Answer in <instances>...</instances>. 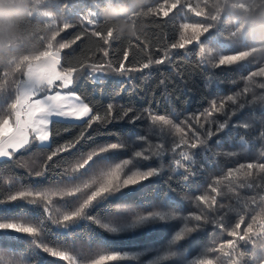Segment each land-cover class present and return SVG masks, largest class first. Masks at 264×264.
Wrapping results in <instances>:
<instances>
[{
  "label": "trees",
  "instance_id": "obj_1",
  "mask_svg": "<svg viewBox=\"0 0 264 264\" xmlns=\"http://www.w3.org/2000/svg\"><path fill=\"white\" fill-rule=\"evenodd\" d=\"M164 0H98L99 21L97 30H110L111 23L105 13L113 8H128L125 19L135 21L140 34L133 39L113 38L107 45L99 37L90 35L92 26L82 22L81 16L90 7V0H26L22 15H17V35L14 42L0 50V56L12 57L8 64H0V76L6 66L19 57L38 53L45 45L50 30L43 15L56 12V5L64 9L70 22L75 25L61 32L57 42L69 43L61 50V63H75L77 59L87 64L107 63L115 67L127 51L126 67L139 66L149 57L158 59L165 50L171 54V62L154 65L143 72L121 76L114 71H105L97 76L87 72L79 75L72 90L103 117L109 103L114 112L131 108L142 118L130 123L128 118L112 123H93L91 128L83 121L53 119V133L46 145L33 143L21 149L12 159H0V222H17L38 229L26 235L19 232L0 231V264H96L101 255L118 257L103 264H194L208 247L225 243L227 237L213 224H206L195 233L177 240V233L187 224L192 211H204L195 200L197 195L208 192V185L228 169L240 163L264 162V100H261L256 78L249 84L252 91L238 98L245 104L243 109L227 102L228 113L214 114L217 123L227 119L228 127L209 140L208 149L194 150L197 155L193 164L197 176L184 179L182 168L173 165L176 154L144 161L135 156V151L147 152L149 146L161 142L171 144L168 130H158L144 117L151 111L164 114L173 120H183L191 113H200L210 108L213 100L227 101L229 95L239 91L242 78L251 71L264 66V0H205L206 10L213 28L202 40L213 48L217 56L246 51L249 57L231 67L211 68L199 64V47L193 43L185 50L170 49V44L179 38L180 25L185 22H207L204 17H195L183 9L172 10L167 17L143 16L144 10L156 7ZM195 5L203 0H191ZM83 39L71 43L77 34L85 33ZM220 33L222 43L217 45L215 36ZM190 34V33H189ZM113 35V34H112ZM211 38V39H209ZM101 49L109 53L104 57ZM19 76V73L16 74ZM161 80L164 81L161 84ZM5 98L0 96V114H3ZM235 110L236 114L231 115ZM203 119V118H202ZM248 125V127H245ZM84 134L75 147L53 156H48L59 147L75 142ZM141 135L150 139L145 142ZM140 136V137H139ZM120 144L123 147L100 153L83 169L73 171L94 150ZM179 152V150H177ZM124 160L133 163L125 168V174L156 168L157 174L150 179L110 191L97 198L76 219L62 223L57 216L79 211L85 194L91 189L77 193L75 197H56L55 213L49 215L43 205L27 201L7 202V196L20 190L58 191L83 187L85 183L103 178V174ZM43 171L42 176H36ZM257 176L259 174L257 173ZM123 178V177H122ZM218 201L225 205L224 222L233 225L238 212L233 210L248 204V214L261 215L264 204L259 188H239L235 182L220 185ZM231 189L239 192L235 195ZM255 195L256 203L250 197ZM157 213H163L160 219ZM148 215L150 218L136 223ZM246 216L245 222H248ZM215 218H219L218 216ZM212 220L214 217L209 216ZM243 228V226H242ZM115 229V231H113ZM233 257L239 264H264V239L238 241ZM68 254V259L52 256L47 250ZM216 264H228L226 256L212 254Z\"/></svg>",
  "mask_w": 264,
  "mask_h": 264
},
{
  "label": "snow or ice",
  "instance_id": "obj_2",
  "mask_svg": "<svg viewBox=\"0 0 264 264\" xmlns=\"http://www.w3.org/2000/svg\"><path fill=\"white\" fill-rule=\"evenodd\" d=\"M203 3L204 7H201L200 3L194 5L191 0H164L158 6L144 10L143 16H159L162 13L164 17H167L172 10L180 8L185 10L186 13H192L195 17H204L207 22L182 23L180 25L179 38L170 44V49L185 50L188 46L195 43L199 47V64L207 65L211 68L231 67L238 62L245 61L249 57L246 51L217 56L214 49L202 40V37H206L213 29L209 23L210 17L206 10L205 0H203ZM68 7L69 4L67 3L62 8L57 4L54 15H50L47 9L38 14L43 15L50 30V35L44 47L36 54L19 57L17 61L6 66L7 70L0 76V96L5 98L4 111L3 114H0V158L12 159L21 149L28 148L34 142L43 144L49 141L53 133L51 126L53 125L54 117L83 121L88 128H91L93 123H112L114 120L124 118H128L130 123H135V121L142 118L140 115H136L131 108H121L114 112L112 103L107 105L105 114L102 117L89 103L85 102L81 95L72 90V85L79 75L85 72L92 75L98 72L114 71L121 76H128L132 72H143L154 65H161L166 61L171 62L172 60L170 52L165 50L158 59L149 57L139 66L126 67L124 63V61L128 60L126 51L123 59L115 67L110 61L106 64H87L81 59H77L75 63L66 60L62 64L61 50L68 48L70 45L69 43L57 42V37L60 36L61 32L75 26L64 14V9ZM98 13V0H90V7L81 16V20L92 26L91 36L99 37L107 45L114 37L110 30L103 28L97 30L96 26L100 23ZM85 34L87 32L77 34L71 43L83 39ZM139 39L137 38V40ZM215 40L217 45L223 42L220 33L216 34ZM101 51L104 57L109 55L106 49H101ZM17 73H19V76L16 75ZM256 78H261L259 89L264 94V66H262L242 78L246 82L234 95H229L227 101L221 100L217 102L213 100L209 109L200 113H191L180 121L173 120L164 114H154L151 111L145 113L144 117L153 126H157L159 131L165 128L168 130L171 144L166 145L161 142L155 145V150L149 146L147 152L135 151V156L144 161H149L168 153L176 154L178 158H173V165L183 169L184 179L187 181L190 177L197 176L198 172L193 167L195 156L197 155L194 150H207L209 140L228 127L227 119L217 123L214 119V114L224 112L227 117L228 113L225 108L227 102H231L237 108L243 109L245 104L238 98L244 97L252 91L249 84ZM163 83L164 81L161 80V84ZM260 98L264 100V95H261ZM235 114L236 112L233 110L231 115ZM245 127H248V125H245ZM83 136L84 134L81 133V136L75 142L57 148L47 159L51 161L53 156L75 147V144L79 143ZM141 136L145 138L143 140L145 142L150 139L147 135ZM121 147L123 146L120 144H114L101 147L98 151L94 150L73 171L83 169L96 155ZM132 163V160H124L105 172L102 179L85 183L83 187L76 186L70 190L58 191L20 190L8 195L7 202L19 200L32 204H41L47 214L53 215L56 211L55 206L58 203L55 199L56 197L61 199L64 196L75 197L77 193L91 189L90 194L84 195L85 199L79 211L69 215L57 216L60 222L67 223L80 216L85 208L102 195L150 179L157 174L156 168L149 167L146 171H137L134 174L126 175L125 168ZM257 173L259 176H257ZM43 174V171L35 173L36 176H42ZM225 182H227L228 186L235 182L239 188H259L264 193V162L240 163L237 167L228 169L222 176L217 177L208 185V192L211 194L202 193L195 197V200L204 207V211H192L189 215V220L195 223L191 226L186 224L177 233L176 239L183 240L206 224H213L215 228L230 237V239H227L225 243H220L218 247L214 241L213 245L208 247L194 264H216L212 254L226 256L228 264H239V261L233 257V252H238V241H251L254 243L258 239H264V213L259 216H249L247 203L243 204L242 207L233 209L238 212V219L233 225H227L224 222L225 212L222 210L225 209V205L218 201L217 196L221 195L220 185ZM231 190L235 195L239 196V192L235 189ZM250 201L252 204L256 203L255 195L250 197ZM260 201L264 204V194L260 196ZM156 215L160 219L165 218L163 213H157ZM209 216L214 217V219L210 220ZM217 216L219 218H215ZM246 216H249L247 223L245 222ZM148 218L150 217L145 215L137 219L136 223H141ZM5 230L26 235H32L38 231V229L32 226H25L23 223L0 222V231ZM47 251L52 256L68 259V254L64 252H56L52 249ZM238 255L242 256L243 253L238 252ZM117 259L118 257L116 256L101 255L96 264H103L104 261H115ZM220 264H223V261H220Z\"/></svg>",
  "mask_w": 264,
  "mask_h": 264
},
{
  "label": "clouds",
  "instance_id": "obj_3",
  "mask_svg": "<svg viewBox=\"0 0 264 264\" xmlns=\"http://www.w3.org/2000/svg\"><path fill=\"white\" fill-rule=\"evenodd\" d=\"M26 0H0V50L14 42L17 35L16 17L22 15ZM130 9L113 8L105 13V19L111 23L113 37L120 39L137 38L140 30L135 21L125 19ZM12 57L0 56V64L6 65Z\"/></svg>",
  "mask_w": 264,
  "mask_h": 264
},
{
  "label": "rangeland",
  "instance_id": "obj_4",
  "mask_svg": "<svg viewBox=\"0 0 264 264\" xmlns=\"http://www.w3.org/2000/svg\"><path fill=\"white\" fill-rule=\"evenodd\" d=\"M97 74H102V73H95V74H92L93 76H97ZM75 84V83H74ZM74 84L72 85V87L74 86ZM53 119H58V120H65V121H76V120H73V119H71V118H56V117H54ZM34 143H38L39 145H46V144H48L49 143V141H47V142H44L43 144L42 143H40V142H34ZM0 159H3V158H0Z\"/></svg>",
  "mask_w": 264,
  "mask_h": 264
}]
</instances>
